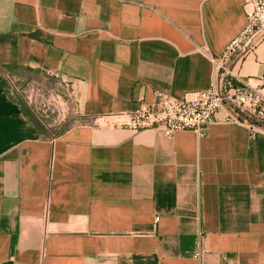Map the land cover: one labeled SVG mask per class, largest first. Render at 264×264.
Returning <instances> with one entry per match:
<instances>
[{"label": "crops", "instance_id": "1", "mask_svg": "<svg viewBox=\"0 0 264 264\" xmlns=\"http://www.w3.org/2000/svg\"><path fill=\"white\" fill-rule=\"evenodd\" d=\"M246 21L243 0H0V264H264V129L94 121L208 89ZM263 62L264 41L233 70ZM43 77L81 120L56 138L7 83Z\"/></svg>", "mask_w": 264, "mask_h": 264}, {"label": "built area", "instance_id": "2", "mask_svg": "<svg viewBox=\"0 0 264 264\" xmlns=\"http://www.w3.org/2000/svg\"><path fill=\"white\" fill-rule=\"evenodd\" d=\"M246 25L240 36L233 39L225 51L213 57V79L210 87L197 92L193 98L177 99L164 91H156L152 102L140 100L132 111L107 113L95 118L99 123L114 128H160L168 137L180 130H192L202 135L216 121L217 113L229 108L226 121L247 125L252 132L264 129V72L261 76L246 78L233 70L264 41V0H243ZM264 65V62H263ZM9 80V79H8ZM31 93L39 106L32 102L29 109L46 133L59 126L57 116L61 97L53 90L37 83L20 85V90ZM16 94V95H17ZM46 108V109H43ZM66 128H57L50 138H56ZM202 236L197 240V256L202 254Z\"/></svg>", "mask_w": 264, "mask_h": 264}, {"label": "rangeland", "instance_id": "3", "mask_svg": "<svg viewBox=\"0 0 264 264\" xmlns=\"http://www.w3.org/2000/svg\"><path fill=\"white\" fill-rule=\"evenodd\" d=\"M50 81V86L48 85V82ZM8 86L9 88L14 92V94L16 93V89L20 88V80L18 78H9V82ZM37 84H39V86L41 87H45L47 86L49 89L53 90L54 93H57L58 95H60L61 100H60V105H59V113L57 116V120L59 123V126L54 127L51 131V133H54L57 128L61 127V128H69L71 126L76 125V123L80 122L81 120H79V113H78V107H77V102L72 94V89L70 87V84L66 81H61L58 79H51V80H45V78H40L37 79ZM20 90V89H19ZM20 96V98L28 105L30 106V104L32 102H36L37 105L39 106V102H41L40 99L35 98V96L33 95L31 97V93L27 92V90H25V92L21 91L18 92V94ZM31 97V101H29L28 97ZM46 109V108H43ZM51 133H45L46 136L50 137Z\"/></svg>", "mask_w": 264, "mask_h": 264}, {"label": "trees", "instance_id": "4", "mask_svg": "<svg viewBox=\"0 0 264 264\" xmlns=\"http://www.w3.org/2000/svg\"><path fill=\"white\" fill-rule=\"evenodd\" d=\"M28 114L30 115L31 119L35 122V124L37 125V127L41 131V133L44 134L45 129L40 125V123L37 121V119L30 112H28Z\"/></svg>", "mask_w": 264, "mask_h": 264}]
</instances>
